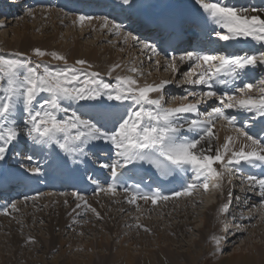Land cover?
I'll return each instance as SVG.
<instances>
[{"label": "snow or ice", "instance_id": "1", "mask_svg": "<svg viewBox=\"0 0 264 264\" xmlns=\"http://www.w3.org/2000/svg\"><path fill=\"white\" fill-rule=\"evenodd\" d=\"M195 2L202 10L205 24L212 25L210 36L214 35L220 41L234 42V46H238L242 40L251 41L264 49V17L250 14L264 10L236 8L224 0ZM122 3L130 5L131 0H122ZM94 19L81 14L72 23L83 26ZM102 20V27L110 28L111 34H122L120 24L107 17ZM152 23L166 35L165 43L171 41L180 27L179 21L163 14ZM123 39L125 43L129 40L139 41V37L131 32L123 33ZM142 48L160 55L155 45L142 42ZM241 51L243 54L185 50L178 57L171 56L165 71L171 69L175 73L179 71L180 64H187L189 70L183 73V82L192 86L204 85L209 89L202 92L186 89L187 96L173 97V100L184 101L188 96L194 100L176 107L164 106V90L171 83L168 80L140 84L133 76L117 75L113 85L104 82L98 72H89L93 65L88 61L78 59L69 65L67 57L55 51L35 48L33 54L62 61L64 66L61 68L53 69L42 62L34 63L31 57L23 53L14 54L24 57L22 59L0 55V161L5 159L9 146L21 138L23 127V134L33 144L56 145L73 158L88 155L86 149L91 142L103 141L110 145L109 151L114 150V159L101 167L110 170L112 182L105 187L93 180L99 191L105 194L116 195L118 181L142 164L153 166L162 176L191 173L182 190L172 193L175 198L191 196L197 189L206 192L210 186L220 188L225 173L234 174L230 166L242 162L253 167L257 164L264 166V77L255 82L245 80L246 77L250 79L251 70L264 68V50L258 54ZM159 63L157 60L156 64ZM119 67L118 64L113 65L107 75L112 76ZM128 71L143 75L136 67H130ZM237 81L242 86H235ZM215 85L234 86V90L221 92ZM153 93L159 95L153 98ZM212 98L218 100V106L201 111V103ZM104 99L130 103L126 111L115 113L104 110ZM65 101L69 105L85 102L81 105L84 111H70L69 106H64ZM225 109H235L241 114L240 126L237 116L226 114ZM186 114H194L195 118L188 119ZM218 121H224L236 133V137L227 136L220 146L214 143L218 139L214 132ZM108 124H111L110 128ZM248 128L255 131L250 132ZM185 130L194 135L183 134ZM238 140H242V144L236 148ZM27 159L31 162L33 157L29 155ZM21 167L25 168L24 165ZM25 170L34 175L41 172L38 165L28 166ZM0 178H3L2 174ZM245 179L249 189L258 188L261 208H264V176L248 175ZM123 191L127 203L136 205L137 211H140L138 200L156 205L172 198L159 189L144 191L139 184L124 186ZM72 195L90 208L83 196L78 193ZM228 196L231 198L232 193L229 192ZM24 199L34 200L35 197L26 196ZM76 207L80 208L81 204L77 203ZM9 208L18 211L16 203L11 202L0 210V214L8 215ZM90 210L99 218L95 209ZM221 211L227 212L228 205H224ZM137 227L142 225L137 224ZM144 230L148 231L147 228ZM212 239L218 247L220 238L214 236Z\"/></svg>", "mask_w": 264, "mask_h": 264}, {"label": "bare ground", "instance_id": "2", "mask_svg": "<svg viewBox=\"0 0 264 264\" xmlns=\"http://www.w3.org/2000/svg\"><path fill=\"white\" fill-rule=\"evenodd\" d=\"M145 1L139 4V0H131L130 5H124L122 3V0H116L115 5H114V7H115L114 12H116V11L119 12L120 10H122V11L131 13V17L140 16L142 18H147L148 20H150V17L155 12H158L162 7L160 4H156L157 0H154V1L145 0ZM248 1H250V0H248ZM19 2L20 1L15 3V4H17L15 6L16 7L18 6V8L16 9V11H17L16 15H20V16L10 17L9 19H12V20L7 21V23L4 22L5 21L4 19H0V25L5 26V24H10L12 22H15V25H16L15 29L11 32V37H12L11 39H12L14 45H12L11 42L5 43L2 40V38H0V45H1L0 51H1V53H11V52L12 53H16V52L17 53H23V54H25V56H33V58L38 59V61L50 59L52 62L51 64H55V62L63 64L62 61H54V59H52L51 56L46 55V56L41 58V57H36L35 55L31 54L33 49L40 48L41 50H44L46 52L55 51V52H58L64 56H66L67 60H68V64H74L75 61L78 59H84V60L88 61L90 64L93 65L91 70L94 72H98L100 74V78L105 79V82L111 80L113 83H115V77L117 75L127 76L124 72V69L121 66L119 68H117L112 73V76L107 75L109 69L113 65L118 64L116 57L110 56L107 60L105 59V58H107V57H105L106 56L105 54H107V51H109V49L107 47L100 48L97 46L96 48H93V47H91V45H82V43H80L81 41L79 42L80 39H84L85 37L89 36V34H92V33H95V35H96L95 42H97V43L103 42L104 41L103 36L106 37L107 35H110L111 30H110V28L102 27V23H103L102 19H94L90 23L85 22V24L83 26H81L79 23L73 25L72 21H73V19H75V17L65 16V15L61 14L60 12L53 10L51 7H46L43 9H34V10L28 9V7L25 4L18 5ZM241 2H247V0H241ZM260 2H262V5L264 4V0H252L253 7L256 8V6H258V3H260ZM143 3L146 5L145 13L140 12L141 6L143 5ZM153 3H154V6H153ZM4 4H9V2L4 3ZM183 6H184V9L179 11V13L177 14V16H178L177 18H179V19H183V17H185V19L187 21L193 22L194 17L198 16L202 12L199 5L196 4L195 0H186L183 3ZM229 6H231V5H229ZM247 9L251 10V8H247ZM257 10H264V5L260 9H257ZM111 12H113V11H111ZM29 13H31L32 15H29ZM250 14L251 15L259 14L262 17H264V11L251 12ZM31 17H33V19L31 20V23L29 24L28 22H30ZM57 25L62 26L63 28H66V31H64L65 33H62L61 29L59 31V28L57 27ZM77 28H79L78 29L79 33L76 31ZM30 30L31 31L37 30L39 32V34L43 33L46 36L43 37L41 40L34 39V37H31L29 34ZM121 31H122V34L120 35V38L117 39V40H119L118 41L119 44H121L124 40L123 39V33H125V32L123 30H121ZM60 38L64 41L63 45L61 43H59L58 45H54ZM50 42H53V45H51ZM95 42H92V43L95 44ZM219 42H220L219 45H221L220 48H223V49H227V47L229 45L230 46L234 45V42H224V41H220V40H219ZM133 43H135V42L129 40L125 44H126L128 49H131L134 46H137L136 43H135V45ZM246 44H248L250 47H253L254 48L253 50H256L257 48L261 49V46L258 44H255L254 42L247 41ZM238 46L236 48H240ZM97 48H99L100 50H103V51L99 52L97 50ZM124 52H126V51H124ZM136 53L138 54L139 59H141V58L144 59L146 56L147 57L149 56V58L151 60H154L153 56L148 55L146 53V50L143 48H138L136 50ZM131 54H132L131 55L132 59H134V61L137 60L136 59L137 57L133 58L135 56L133 54V52H131ZM132 59H130V60L132 61ZM135 63L133 64L134 67L137 66V65H135ZM142 64H145V61L142 60ZM160 65H161V63H160ZM160 65L153 66V68L157 69ZM164 66L162 65V68H164ZM187 68H188L187 64H180L179 65V71H177L173 74H175L176 76H179V74H182L181 70L185 71ZM168 70H169V72L171 71V69H168ZM173 74H171V75H173ZM139 83L141 84V82H139ZM153 94H155V93H153ZM156 96H157V93H156ZM88 103L99 104L100 102H88ZM102 103L104 105V110H107L110 112H115V113H123L125 111L124 109H120L117 103L113 104V102H105V101H102ZM82 104H84V103L73 104V107H72V105H70V111L74 110V109H79L80 111H84V109L81 108ZM107 127L110 128L111 124H108ZM217 127L221 129L220 126H216V128ZM24 131L25 130L22 127L21 138L18 141H15L13 143H17V145L19 146L20 149L27 147V149H29L30 152H32V151L35 152L34 153L35 159H33L34 165L37 164V160H39V157H41V155L44 154L45 156L43 157V159L46 160L45 166H49L53 162L54 156L59 153L60 149L56 145H51V146L35 145L26 138V135L23 134ZM183 134L186 135L188 133L185 130ZM225 135L226 134H224L222 131H219V130L217 131V136H218L219 141H224L226 138ZM94 142H98L99 145L101 143L105 144L103 149H109L108 147H110V145L106 144L103 141H94ZM94 142L90 143V144H92V147L94 145L93 144ZM14 145H16V144H14ZM9 147H11V145ZM55 150H56V152H55ZM8 151H9V149L7 150V153H8ZM39 152H41V153H39ZM113 152H114V150L112 151V153ZM7 153H6V155H7ZM113 158H114V155H113ZM5 164H6V157L3 161H0V172L4 171L7 174H9L7 171V168L5 167ZM42 166H44V165H42ZM26 174H28V173H26ZM222 181H223V184L221 185V187L224 189V193H225L224 198H227L226 201L225 200L223 201L222 200L223 197L221 196L217 199L216 202H212L208 198L209 192H207V191L205 192L204 190H202L201 191L202 194L200 195V200H196L195 202H190V203L188 202L189 204L186 202L185 205H183V206L180 205L179 203L177 204V202H176L175 203L176 205H180L179 208L174 207L172 209H169V208H171L170 206L167 209L166 205H171V203L173 201H175L176 199L168 200L162 204L157 203L156 205H153L151 202L145 203L144 201H137V204L140 207V211H137L136 205L127 203L126 198H124L122 196L104 193L105 196L100 197V199H97L98 197L95 198L97 200H94L93 199L94 197L86 199L87 205H89L90 208H88L89 211H88V215L86 216L85 220L94 221L95 223L99 222L98 224H100V226H102L105 231H114V232L118 233V232H120V229L122 227V221H118V219H119V215H117L118 213H120V215L123 213H127L128 214V216L126 215L127 218L133 216L134 211L136 214L138 213V216L149 215L150 213H153V216H158L159 220H161V219L165 220V218H167V217H168V219L171 217H174L175 216L174 214L179 215V214H182V212H184V214H182L183 217L185 218L184 221L182 220L183 222L174 225L172 228V230L175 231L176 234H177V232L184 234V233H187L188 230L193 227V222H191V221H192L193 217L198 215V212H197L198 208L196 206L199 205L200 208L201 207L204 208L205 211H207L209 209L207 214H206L207 216H205V214H204L203 224H202L204 228H207L211 224L213 225L214 223L218 222V220H219L218 214H221V213L226 214V212L221 211V209L224 205H228L227 213L231 214L232 208L235 209L233 211L236 212V209H238V210L244 209L246 211L247 208L250 207V206H246L247 205L246 204L245 206H243L241 208L238 204L239 200H242V201L246 200L248 202L253 201V198H250L247 195H246V198H244V195H243L240 197V199L237 198L238 201H235V198L233 197L234 196L233 192L235 191V187H232L231 184L228 187L229 180H228V178L225 177V175H224V179ZM229 192L232 193L231 198L228 196ZM44 195L42 197H46V200H44L45 204H46V202L48 204H51L54 201L57 204L61 205V204L65 203V201H67V203H65V205H70L74 200L77 201L71 207V208L75 209V212L72 214L71 217L76 216L79 213H83L84 211L85 212L87 211L86 210L87 208L84 205L83 201H79L77 198H75L71 195H66V196H63V195L57 196V195H51V194H44ZM27 201H29V200H27ZM27 201H22L19 203L22 204V203H25ZM199 202H200V204H199ZM218 202L220 205L218 204ZM77 203L81 204L80 208L76 207ZM123 204H125V205H123ZM251 204H255V203H251ZM129 206H130V208H129ZM185 206H188V207L183 208ZM230 206H231V208H230ZM10 209L11 208H9V210ZM17 209H18V211H17L18 214H21L22 209H21V211H20L19 207H17ZM90 209H95L96 213H99V218ZM115 209L117 210V212H114ZM108 210H109V212L107 213ZM31 211H35V210L32 209ZM150 211H152V212H150ZM67 212H68V210H66V211L62 210L61 211L62 218H59V219L54 218L53 220L47 219L46 223H48L49 229H51V227H54V229L61 230L62 227L67 226V224L69 223V219L66 218L65 215L66 214L70 215V213H67ZM251 216L253 217V213H247V212L243 213V216L240 215V217H242L241 222H243L244 224L246 222H250L251 219L249 217H251ZM41 217H42L41 215H39V214L36 215L35 212H32V214H30L29 216L26 217V222L27 221H36V220L41 219ZM227 220L228 221H224L223 223H220V224L218 223V228L216 229V234L220 235V236L222 235L221 236L222 238L220 241L224 240L222 243H220V245H219L220 247L218 246L219 249H222L221 248L222 246L223 247L229 246V244L231 243L233 238H235L234 237L235 234L234 235L231 234V232H232L231 222L232 221L229 219H227ZM57 221H60V223H57ZM156 221H157V219L154 220L153 223H156ZM166 221H167V219H166ZM168 221H170V219ZM261 221H264V215L263 214L259 215V217L257 219V223H253L255 225L253 230H255L254 233L258 234V236H260L262 238L258 241V243H260V245L264 247V238H263V236H264V224H260ZM66 222H67V224H66ZM134 225H136V224H134ZM139 225H142V227L136 226L134 228H135L136 234L138 233L139 237L141 238V239H138L139 241H136V242H139V245L141 248L150 247V246H157V244H164L167 246V248H170L172 246L175 247L174 245H178L179 247L184 246V241L179 240V238L171 239V237H168L167 234L165 235L162 232L153 231L154 232L153 236H147L150 232H152L153 227H155L153 224L139 223ZM254 225H252V226H254ZM14 228L15 227L12 224L6 223V221L0 219V229L5 230L6 232L7 231L11 232L12 230H14ZM17 228H15V229H17ZM145 228H147L148 231H145L144 230ZM156 228H159V226H156ZM204 228L200 232V236H201V239L203 241L209 240L211 238V235L209 234L210 230L207 232L206 230H204ZM239 232L242 234L241 231H239ZM239 232H238V234H240ZM5 237L3 239H5ZM127 237H128V239L126 240L125 243H130L132 241L131 239H132L133 235H131V236L128 235ZM29 239H30V237L23 236L22 240L19 242L18 241L19 239H15L14 235H12L11 238L8 236L6 237V240H9L11 242L14 241V243H20L23 245L24 244H30L31 242ZM55 239L56 238H54L53 242L55 241ZM159 240H162V241H159ZM34 243H36V242L34 241ZM32 244H30V245L32 246ZM54 245H57V244H55V242H54ZM132 245H133V242L131 243V245L128 244L127 247H119V249L111 256L112 259H109V257L108 258L105 257V261H103V262H105L106 264H110L111 262L114 264L115 263H120V264H152V263H155V261H156L158 264L159 263L162 264L163 261L170 262L173 260L171 258L165 260V258H164L165 256H163V255L166 253L165 252L166 248H164V247H158L157 252H150V251L144 250L145 251L144 254H142V253L133 254V251L131 252V249H130V246H132ZM18 246H20V245H18ZM256 248H258L259 251L263 250L262 248L260 249L259 247H256ZM171 250H172V248H171ZM253 251L254 252H252V254L249 253L250 251H248V253H247L248 255L246 253H244L245 251L243 253H237V254H235L234 258H231L232 255L230 253H227V252L223 253L222 252L220 259H229V261L227 263L221 262V264H229V262H231L232 259H235V261L232 262L231 264H234V263L235 264H264V255H263L264 253H260L256 250H253ZM169 252H170V250H169ZM3 253H4V249H3ZM147 253H148V255H145ZM189 254L191 255V253H189ZM92 258H93V255H91V254L87 256V260H89L90 263H92V261H93ZM188 258H190V259H188ZM186 259L188 261L193 262V259H191V257L189 255H187ZM103 262L101 264H103ZM93 263L96 264L95 261H93ZM174 263L178 264L179 262H178V260H175Z\"/></svg>", "mask_w": 264, "mask_h": 264}, {"label": "rangeland", "instance_id": "3", "mask_svg": "<svg viewBox=\"0 0 264 264\" xmlns=\"http://www.w3.org/2000/svg\"><path fill=\"white\" fill-rule=\"evenodd\" d=\"M249 8L255 9L253 7H249ZM32 19H33V17L30 18V22H28L29 24L31 23ZM11 20L12 19L5 20L4 22L7 23V21H11ZM15 27H16L15 22H12L10 24H5L4 27H0V38H2V40L5 43L11 42V44L14 45V43L11 39L12 38L11 32L15 29ZM57 27L59 28V31L61 29V32L65 33L64 31H66V28H63L62 26H59V25H57ZM78 29L79 28H77V30H76L77 32L79 31ZM31 30L29 31V34L31 37H34V39L41 40L43 37L46 36L43 33L39 34V32L37 30H35V31H31ZM110 35H107L106 37L103 36L104 41L97 43V42H95L96 35H95V33H92V34H89V36L85 37L84 39H80L79 42L81 41L80 43H82V45H91V47H93V48H96L97 46L100 48L107 47L109 49V51H107V54H105L106 55L105 57H107V58H105V57L104 58L107 60L110 56L116 57L117 61H118V65H120L124 69L125 74L127 76H133V78L137 79L139 82H141V84L159 83L162 80H169L170 81L173 78H174L173 83L175 82V79L178 76L173 74L174 72H172V71L169 72V70L165 71L164 70L165 66H164V68H162V70L160 69V66L157 69H154L153 66H157L156 63L153 64V66L151 64H147V62L148 63L151 62L150 61L151 59L149 58V56L148 57L146 56L144 59L138 58V54L136 53V50L138 49L137 46H134L133 48L128 49L126 44L124 43V40L121 44L118 43L119 40H117V39H119L120 36H116V35H113L111 33H110ZM92 42H95V44H93ZM59 43H61L63 45L64 41L60 38L54 45H58ZM50 44L53 45V42H50ZM133 44L135 45V43H133ZM0 47H1V45H0ZM97 50L99 52L103 51V50H100L99 48H97ZM124 51H126V52H124ZM131 52H133V54L135 55L133 58L137 57L136 58L137 60L134 61V59H132ZM14 54L15 53H12V52L11 53H1V51H0V55H4V56L9 57V58H14V59L15 58H19V59L24 58V57H17ZM31 54H33V51L31 52ZM26 57H31V59L33 60L34 63L35 62H42L43 64H47L49 67H51L53 69L61 68L64 66L62 63H57V62H55V64H51L52 62L50 59L38 61V59H34L33 56H26ZM130 59H132V61ZM142 60L145 61V64H142ZM54 61H57V60H54ZM134 63H135V65H137L135 67L138 68L141 73H143L142 76L137 74V73H131L128 71V69L130 67H132V66L134 67V65H133ZM69 65H72V64H69ZM77 67H79V66H77ZM88 71L92 72L91 69H89ZM154 71L157 72L158 75L155 74ZM171 74H173V75H171ZM179 76H180V74H179ZM103 80L105 82V79H103ZM106 83H111L113 85L115 84L111 80L106 81ZM152 96H153V98H156L158 96V94L156 96V93H155V94H152ZM193 100L194 99H192V101ZM183 102L186 103L187 101L186 100H184V101L176 100L175 101V100L171 99V100L165 101L164 106L165 107H176L180 103H183ZM64 103H65V106L69 105V102H64ZM217 126L223 127L222 125H217ZM218 130L222 131L220 128L217 127L216 128V135H217ZM225 137H227V136L225 135ZM233 137H236V135ZM214 143L216 144V146H217V144H218V146H220L221 144L224 143V141H219L217 139V141ZM235 147L238 148V145L235 144ZM223 179H224V177H223ZM212 183H215V181H213ZM222 184H223V181L221 182V185ZM229 186H230V183L228 184V187ZM232 187H234V186H232ZM209 188L210 189L207 192H209L208 198L210 201L216 202L217 199L221 196L223 197V199H222L223 201L227 200V198H224L225 193H224V189L222 187H221L222 194L217 193V192L221 191V189H219V188L218 189L214 188V190H213V187H209ZM202 190L203 189L200 190V192H199L200 194H202L201 193ZM197 193H198V191H197ZM199 193L198 194H192L191 196L184 198L182 201L177 202V204L179 203L180 205L183 206V205H185L186 202L190 203V202H195L196 200H200V196H199L200 194ZM233 193H235V192H233ZM43 195L44 194L40 195V197L38 196L37 198H41L38 200L37 199L31 200V201L29 200V201H27L28 203L25 202L22 204L17 203L16 206L19 207L20 211H21V208L25 210V212L22 211L21 214H18L17 211H13L12 209H10V210H8L9 214L10 213L12 214V215H10V217H8L7 215H6L7 217H5V216L1 217L0 216L4 221H6V223L12 224L15 228L18 227L17 229L14 228V230H12L11 232H8V231L6 232L5 230L0 229V264H94L93 261H95L96 264H101L103 261H105V257L106 258L109 257V259H112L111 256L119 249V247H127V245L128 244L131 245L132 242H133V245L130 246V249H131V252L133 251V254H140V253L144 254L146 250L150 251V252H157L158 247L166 248L165 249L166 253L163 255V256H165L164 257L165 260H167L169 258H171L173 260L170 262L163 261L162 264H175L174 263L175 260H178V262H179L178 264H221V262L227 263L229 261V259H220L222 252L223 253L224 252L230 253L232 255L231 258H234L235 254L243 253L244 251H245L244 253H246V254L248 253V251H250L249 253L252 254V252H254L253 250H256L260 253H264V247L261 246L260 243H258V241L262 238L260 236H258V234L254 233L255 230H253V228L255 227V225L253 223H257V219H258L259 215L261 214V213H259L260 212L259 209H257L253 213V217L252 216L249 217L251 219L250 222H246L245 224L235 222L234 221L235 216L233 217V215H235V213H233V212H232L233 219L230 218L231 215H229V216L227 215L228 213L226 215L221 213V214H218L219 215L218 222L214 223L213 225L211 224L207 228H204L202 225L204 214H205V216H207L206 214H207L209 209L207 211H205L204 208H202V207L200 208V206L197 205L196 207L198 208V210H197L198 215L193 217L192 221L190 220L191 222H193V227L191 229H189L187 233H184V234H181L178 232L176 234V232L172 230L174 225L184 221L185 218L182 215V214H184V212H182V214H179V215L174 214L175 215L174 217L169 218L170 221H168L169 220L168 217L165 218V220L164 219L159 220L158 216H153V213H150L152 211L149 212L150 213L149 215H141V216H145V217L136 216L134 218H133V216L127 218L126 217V215L128 216L127 213L121 214V215H120V213H118L117 214V215H119L118 221H122V227L120 229V232L117 233L114 231H105L103 229V227L100 226V224H98L99 222L95 223L94 221L85 220L86 216L88 215V211H89L88 208L86 209L87 213L85 211L83 213H81V214L85 213L84 215H81L79 217L78 216L71 217L73 213H71L70 209H73L71 207L77 201L74 200L70 204L71 206L66 205V206H70V209H63L60 204H57L54 201L51 204H48L47 202L45 204L43 200H46V197H42ZM63 196H66V195H63ZM42 198H43V200H42ZM36 200L38 202V203L36 202L37 206L35 203ZM94 200H97V199L94 198ZM32 202H34V203H32ZM40 202H42L43 205H45V206L40 204ZM29 203H31V204H29ZM64 204L65 203H63L62 205H64ZM199 204H200V202H199ZM218 204H219V202H218ZM180 205H176L175 203H171V205H166V208L168 209L169 206L171 207L169 209H172L174 207L179 208ZM25 206H27V207L24 208ZM187 207L188 206H185L183 208H187ZM230 208H231V206H230ZM27 209H29V210H27ZM32 209H34L35 211H31ZM61 209L64 211L68 210L67 213H70V215L69 214L65 215V217L69 219V223L67 224V222H66L67 226L62 227L61 230L54 229V227H51L52 230L49 229V226H48V223H46V220L47 219L53 220L54 218L55 219L62 218V215H61L62 210ZM246 211H247V213H249L248 212L249 210H246ZM32 212H35L36 215H38V214L41 215L42 216L41 219L36 220V221H27L26 222V217L29 216L30 214H32ZM108 212H109V210L107 211V213ZM114 212H116V210H114ZM134 214H136V213L134 212ZM137 217H139V219H137ZM130 218L132 219L131 221H130ZM226 218L231 219V221H232L231 225L233 228H232L231 234L232 235L235 234V236H234L235 238H233V240L231 241L229 246H226V247L222 246L221 247L222 249H219L220 246L217 247V245L214 242V240L212 239V237H214V236L219 237L221 240L222 235L221 236L217 235L216 229L218 228V223L220 224V223H223L224 221H228ZM156 219H157L156 223H153L154 220H156ZM166 219L168 222L166 221ZM57 223H60V221H57ZM138 223L153 224L155 226V227H153L152 232H150L147 236H153L154 235L153 231L162 232L165 235L167 234L168 237H171V239L179 238V240L184 241V246L179 247L178 245H174L175 247L172 246L170 248H167V246L164 244H157V246H150V247L141 248L139 245V242H136V241H139L138 239H141L139 237V234L138 233L136 234V232L134 230V227H136L137 225H133V224H138ZM260 224H264V221H261ZM252 225H254V226H252ZM156 226H159V228H156ZM203 228L207 232L210 230L209 234L211 235V238L209 240L203 241L201 239L200 232ZM239 231H241L242 234ZM238 232L240 234H238ZM6 235L10 238L12 237V235H14V238L19 239L18 240L19 242L22 240L23 236L30 237L29 240H32L30 244H32V243L33 244L31 246L30 244H24L23 245L20 243H14V241L11 242L9 240H6V237H7ZM128 235L129 236L133 235V237L131 239L132 241L130 243H125L126 240L128 239V237H127ZM4 237H5V239H3ZM54 238H56L54 242L57 245H54V242H53ZM263 238H264V236H263ZM36 240L37 241L39 240V241L37 242ZM34 241L36 243H34ZM159 241H162V240H159ZM223 241L224 240L220 241V243H222ZM18 245H20V246H18ZM256 247H259L260 249L262 248L263 250L259 251L258 248H256ZM171 248H172V250H171ZM3 249H4V253H3ZM169 250H170V252H169ZM189 253H191V255ZM90 254L93 255L92 263H90L89 260H87V256ZM145 255H148V253ZM187 255H189L191 257V259H193V262L188 261L186 259ZM188 259H190V258H188ZM234 261H235V259H232V261L229 262V264H231ZM103 264H106V263L103 262ZM112 264H114V263H112ZM115 264H120V263H115ZM152 264H158V263L155 261V263H152Z\"/></svg>", "mask_w": 264, "mask_h": 264}]
</instances>
